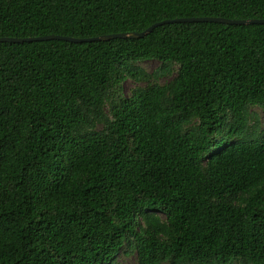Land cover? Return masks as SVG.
I'll return each mask as SVG.
<instances>
[{
    "label": "trees",
    "instance_id": "1",
    "mask_svg": "<svg viewBox=\"0 0 264 264\" xmlns=\"http://www.w3.org/2000/svg\"><path fill=\"white\" fill-rule=\"evenodd\" d=\"M189 18L264 20V0H0V38ZM254 108L264 24L0 42V264H120L125 248L137 264H264Z\"/></svg>",
    "mask_w": 264,
    "mask_h": 264
},
{
    "label": "water",
    "instance_id": "2",
    "mask_svg": "<svg viewBox=\"0 0 264 264\" xmlns=\"http://www.w3.org/2000/svg\"><path fill=\"white\" fill-rule=\"evenodd\" d=\"M199 22H214V23H223L229 25H250V24H264V20H229L225 18H189V19H176L171 21H164L161 23H157L146 31L141 33H124V34H113L100 36L96 38L90 39H74L69 37H61V36H46V37H38V38H28V39H13V38H0V42H12V43H24V42H33V41H48V40H64L73 43H84V42H95V41H110L113 39H141L153 32V30L164 24L171 23H199Z\"/></svg>",
    "mask_w": 264,
    "mask_h": 264
},
{
    "label": "rangeland",
    "instance_id": "3",
    "mask_svg": "<svg viewBox=\"0 0 264 264\" xmlns=\"http://www.w3.org/2000/svg\"><path fill=\"white\" fill-rule=\"evenodd\" d=\"M139 66L144 68L147 72H154L159 66L160 63L157 61H147L140 63ZM171 77L162 78L159 80L160 84L167 83ZM140 83L134 82L132 79H129L124 83V94L130 96L132 90L137 87ZM145 85V84H143ZM253 113V121L251 122L253 128L258 127V132L264 131V109L254 108L252 110ZM255 131V130H253ZM127 248H125L118 257V262L120 264H137V256L136 254L126 253ZM237 264V263H235Z\"/></svg>",
    "mask_w": 264,
    "mask_h": 264
}]
</instances>
